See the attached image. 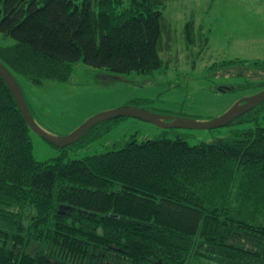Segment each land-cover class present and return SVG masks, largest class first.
<instances>
[{
    "label": "trees",
    "instance_id": "16d2710c",
    "mask_svg": "<svg viewBox=\"0 0 264 264\" xmlns=\"http://www.w3.org/2000/svg\"><path fill=\"white\" fill-rule=\"evenodd\" d=\"M166 4L0 0V34L15 41L0 43V60L20 84L69 80L78 61L151 72L173 47ZM199 26L186 20L183 39L191 54L201 48L197 58L207 42ZM33 132L0 75V264H264V126L193 145L133 136L69 160L37 159Z\"/></svg>",
    "mask_w": 264,
    "mask_h": 264
},
{
    "label": "rangeland",
    "instance_id": "374dc122",
    "mask_svg": "<svg viewBox=\"0 0 264 264\" xmlns=\"http://www.w3.org/2000/svg\"><path fill=\"white\" fill-rule=\"evenodd\" d=\"M165 16L174 36L173 47L163 53L167 60L156 70L113 74L78 61L66 81L47 80L42 85H34L21 77L36 120L57 135L70 133L97 112L124 105L210 120L243 97L264 89V69L250 66L255 60H264V0H167ZM190 18L200 25L203 37L207 39L199 59L196 56L201 48L197 47L192 55L183 40L185 23ZM14 42L13 38L0 34L1 44ZM236 58L248 61L237 66L227 64L216 70L209 68L214 62ZM241 116H248L250 120H234L214 129L164 127L128 116L114 122L110 129L90 141L88 134L81 138V143L65 147L52 145L33 132V151L39 160H51L60 155L69 160L103 152L109 144L119 140L124 142L133 136L141 141L180 135L192 145L210 142L235 129L257 124L264 126V102Z\"/></svg>",
    "mask_w": 264,
    "mask_h": 264
},
{
    "label": "water",
    "instance_id": "95a60500",
    "mask_svg": "<svg viewBox=\"0 0 264 264\" xmlns=\"http://www.w3.org/2000/svg\"><path fill=\"white\" fill-rule=\"evenodd\" d=\"M0 75L9 87V90L11 91L19 110L21 111L30 128L45 140L52 142L59 147H64L78 141L95 124L119 116L134 117L153 122L164 127L214 129L231 123L235 118L243 115L244 113L258 106L260 103L264 102V89H262L254 94L243 97L224 113L210 120H197L194 118L180 117L171 114H162L141 106L124 105L97 112L83 121L70 133L65 135H57L43 127L36 120L27 102L20 82L1 60Z\"/></svg>",
    "mask_w": 264,
    "mask_h": 264
}]
</instances>
